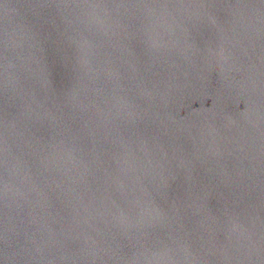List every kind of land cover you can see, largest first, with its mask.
<instances>
[{"label":"water","instance_id":"1","mask_svg":"<svg viewBox=\"0 0 264 264\" xmlns=\"http://www.w3.org/2000/svg\"><path fill=\"white\" fill-rule=\"evenodd\" d=\"M0 264H264V0H0Z\"/></svg>","mask_w":264,"mask_h":264}]
</instances>
